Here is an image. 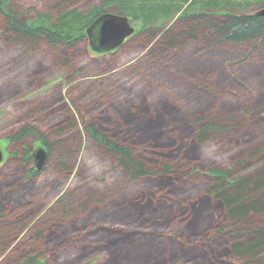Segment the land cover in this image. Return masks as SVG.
<instances>
[{"label":"trees","instance_id":"1","mask_svg":"<svg viewBox=\"0 0 264 264\" xmlns=\"http://www.w3.org/2000/svg\"><path fill=\"white\" fill-rule=\"evenodd\" d=\"M31 4L0 0V42L48 63L33 68L31 86H41L51 67L75 76L79 61L91 57L84 28L103 12L140 21L132 41L146 51L246 47L264 59V16L257 15L264 0H50L48 10ZM186 70L195 77L186 110L166 102L115 108L110 96L106 107H99L104 98L79 105L61 83L14 105L17 119L0 136V264H80L97 253L105 257L94 264H264V95L231 105L230 80L218 78L223 89L201 75L210 69ZM257 73L264 87V73ZM82 131L129 181L152 189L121 198L89 191L76 199L69 191L48 201L41 176L74 174ZM207 142L243 149L228 166H204L199 151ZM39 146L48 152L42 170L32 159ZM197 184L204 189L188 195L186 186Z\"/></svg>","mask_w":264,"mask_h":264},{"label":"rangeland","instance_id":"2","mask_svg":"<svg viewBox=\"0 0 264 264\" xmlns=\"http://www.w3.org/2000/svg\"><path fill=\"white\" fill-rule=\"evenodd\" d=\"M25 1L41 10L42 8L48 10L51 7L50 0ZM130 19L136 28V33L120 48L108 54H98L91 49L89 55L91 57L79 61L77 66L80 69L70 80L67 79V69L51 67L39 87L31 86L29 77L33 68L39 63L48 64L42 60V56L24 46L7 47L0 42V93L2 94L0 136L2 137L6 128L17 119L14 107L16 103L45 97L60 83L65 88L68 100L79 105L86 106L90 102L104 98L100 100L99 107H106L110 96L109 104L115 108H124L126 104L137 105L141 102L155 107L159 103L166 102L186 110L194 104L191 100L192 94L187 92L186 88L195 81V77L186 69L205 67L211 70L210 74L209 71L202 70L205 74L201 75L205 79L216 81L222 77L230 80L227 91L232 87L233 95L230 99L226 97L224 99L231 101L232 103H229L231 105H238L246 100L247 102L258 100L261 94L264 95V87L261 83L263 76L257 73H264V59L260 52L249 54V49L246 47L203 51L194 46L174 49L162 54L159 49L146 51L132 41L137 33L142 31V23ZM94 55L105 57L94 59ZM229 75L234 76L233 79L229 78ZM216 82H220L223 89L227 87L222 80ZM226 95L229 96L228 93ZM81 134L79 155L71 162L74 165V174L59 178L56 173L48 170L41 176L42 184L47 183L50 186V190L44 191V195L47 194L49 197L48 201L53 202L69 191H73L76 199L82 198L89 191L116 194L115 198H121L144 188L152 189L147 183L129 181L123 169L110 157L104 156L103 150L93 139L87 137L83 131ZM242 149L243 146L235 148L228 144L207 142L200 148V162L204 166L211 163L228 166ZM5 156L4 153V159ZM3 162L0 166L4 164ZM55 180H59L58 183H55ZM52 184H55V191L52 190ZM202 189L204 184L186 186L188 195H195ZM103 257H105L104 253H97L80 264L101 262Z\"/></svg>","mask_w":264,"mask_h":264},{"label":"water","instance_id":"3","mask_svg":"<svg viewBox=\"0 0 264 264\" xmlns=\"http://www.w3.org/2000/svg\"><path fill=\"white\" fill-rule=\"evenodd\" d=\"M264 16V8L257 12ZM136 33L128 16L103 12L99 14L86 28L85 34L92 51L106 54L120 48ZM4 147L0 145V164L4 159ZM48 152L44 146H39L32 152V159L37 170H42L47 162Z\"/></svg>","mask_w":264,"mask_h":264}]
</instances>
